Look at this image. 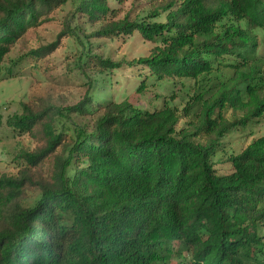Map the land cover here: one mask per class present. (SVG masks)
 <instances>
[{
	"label": "trees",
	"instance_id": "16d2710c",
	"mask_svg": "<svg viewBox=\"0 0 264 264\" xmlns=\"http://www.w3.org/2000/svg\"><path fill=\"white\" fill-rule=\"evenodd\" d=\"M111 2L0 0V74L28 29L69 4L58 38L88 46L81 71L122 66L94 54L91 38L139 32L157 44L123 64L142 77L137 94L148 79L194 83L181 108H149L101 98L94 76L72 106L9 117L42 144L18 155L17 174L0 175V264H264V135L228 157L229 172L213 161L232 131L264 121V0H165L137 20ZM80 17L98 25L84 37ZM30 190L38 196L25 205Z\"/></svg>",
	"mask_w": 264,
	"mask_h": 264
},
{
	"label": "rangeland",
	"instance_id": "374dc122",
	"mask_svg": "<svg viewBox=\"0 0 264 264\" xmlns=\"http://www.w3.org/2000/svg\"><path fill=\"white\" fill-rule=\"evenodd\" d=\"M164 1L125 0L123 4L111 3L112 6L119 8V18L128 16L131 20H137L146 18L152 8ZM71 10L72 7L69 4L61 6L50 14L47 22L28 29L4 59L0 74V118L2 122L0 125V175L17 174L21 162L24 161L23 159L19 161L18 155L31 152L42 144L40 135L20 134L7 123L9 117L22 113L24 105L33 107L43 104L72 106L85 96L88 82L95 76V78H104L105 81L103 92L100 93L101 98L123 99L125 95L135 96L140 104L149 108L159 106L163 100L168 99L173 100L181 108L185 102L183 96L186 87L194 83L189 79L163 82L148 79L145 91L137 94L136 88L142 77L128 71L123 64L133 59L149 56L157 44L146 40L139 32L114 38H91L90 46L94 54L110 58L116 63H121L122 66L100 74H94L96 68L90 69V67L86 71H81L79 55L88 46L86 45L83 49L76 37L72 35L63 34L58 38L59 33L65 28ZM164 17L165 13L160 15V20L164 21ZM81 18L78 20H80L81 35L84 37L95 30L98 25L87 23ZM261 38L264 39V34H261ZM56 41H58L56 46L48 50L47 48ZM38 49L40 50L38 54H32ZM187 120L188 118L183 115L178 128H181ZM262 135H264V121L253 128L246 127L232 131L223 140V149L213 158V161L222 172H229L228 157L231 154L240 153L254 139ZM37 196V191H28L23 203L31 204Z\"/></svg>",
	"mask_w": 264,
	"mask_h": 264
}]
</instances>
